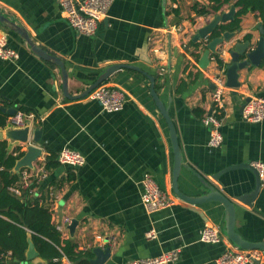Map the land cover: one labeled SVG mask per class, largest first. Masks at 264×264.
I'll return each instance as SVG.
<instances>
[{
	"label": "crops",
	"instance_id": "0c3cea01",
	"mask_svg": "<svg viewBox=\"0 0 264 264\" xmlns=\"http://www.w3.org/2000/svg\"><path fill=\"white\" fill-rule=\"evenodd\" d=\"M195 1L208 2L112 0L96 33L87 36L70 26L57 0H0L4 15L22 25L37 45L64 61L72 95L84 91L110 65L124 63L141 69L123 67L110 73L103 83L122 90L126 101L120 110L107 112L90 93L66 98L59 66L38 57L17 33L0 23V35L19 54L16 60L0 58V105L17 110L24 107L31 132L41 130L40 140L31 141L42 148L37 164L43 161L45 165L51 152L57 157L65 146L78 150L85 158L80 166L58 163L45 169L30 195L54 203V223L64 216L78 221L74 236L70 237L68 230L65 235L78 248L90 249L93 243V247H106L105 238H113L110 256L103 264H127L130 259L152 257L178 246L180 256L170 264H214L213 259L225 247L235 246L223 232L222 203H189L173 192L174 154L169 131L150 95V80L145 73L154 77V88L168 107L177 132L182 155L178 188L193 196L206 193L207 184L212 185L234 202L235 231L248 241H264V181L248 205L237 197L254 189L250 169L234 168L217 179L212 177L228 165L264 162V119L254 122L241 117V106L248 96L264 95V67L261 63L239 70L240 86L226 90L223 97L219 125L222 142L211 146L209 128L198 112L205 114L211 109L209 75L221 69L213 61L205 68L200 66L204 49L197 47L192 38L215 14L195 16L191 9ZM231 5L224 4L217 13L228 11ZM172 8H178L179 13L175 15ZM258 23L264 26L257 11L241 16L239 28L230 31L233 36L224 41L227 49L222 60L226 65L234 44L250 40V47L256 45L260 38ZM170 26L179 29L165 33ZM154 43L165 44L169 53V73L164 77L156 70L151 50ZM190 55L198 67L189 64ZM5 126L0 128V138L6 136ZM6 142L8 151L25 149V144ZM144 173L151 174L174 198L172 205L146 213L140 183ZM205 225L218 226V242L200 240ZM151 226L156 228L157 236L149 239L145 231ZM97 234L103 240L97 239ZM262 255L247 264H264V252Z\"/></svg>",
	"mask_w": 264,
	"mask_h": 264
},
{
	"label": "built area",
	"instance_id": "2783aa9c",
	"mask_svg": "<svg viewBox=\"0 0 264 264\" xmlns=\"http://www.w3.org/2000/svg\"><path fill=\"white\" fill-rule=\"evenodd\" d=\"M57 2L60 5L63 16L78 34L93 36L97 31L99 22L105 17L112 0H57ZM178 29L179 26H170L165 29V33H175ZM210 39L211 38H208V36L200 39L199 41L201 44L199 48L205 49ZM182 45L183 47L185 46L184 43H182ZM226 49L224 43L219 44L216 47L215 52L210 53L209 61H213L217 64V59L222 60L223 53ZM151 50L158 75L163 77L166 76L169 73V53L166 45L162 43H154ZM18 56L19 54L16 49L8 45L7 38L4 35H0V58L16 60ZM188 61L191 65L198 67L197 62L191 55L188 56ZM225 66L226 64L223 62L222 67L218 66L221 69L219 73L209 75V81L214 86L210 90L212 107L202 118L209 128V144L213 147L218 146L222 142V134L219 131V125L221 120L220 116H222L223 113V97L225 91L231 89L225 84ZM89 96L92 99L97 100L100 103L102 110L107 112L120 110L126 101L125 94L122 90L104 83L95 87L90 92ZM241 117L244 120L254 122L263 120L264 95H250L247 100L245 99L241 106ZM26 119L27 115L23 111L16 110L15 113L8 116L6 123L19 127L25 125ZM36 160L33 162L34 167L23 168L20 180L15 185L9 187L15 194L20 195L23 190L26 189H28L30 193H33L36 189L35 185L44 177L46 172L44 163L39 160L40 163L37 164ZM57 161L63 165L80 166L85 163V158L78 150L65 146L58 151ZM251 164L257 169L260 180L264 181V162L257 160L253 161ZM140 183L142 186L141 202L146 213L166 208L174 203V198L160 188L159 184L151 174L144 173ZM39 201L41 203L49 204L53 218L54 203H49V199L47 202H44V199H39ZM71 219L72 218L69 216H64L61 221L57 223L53 222L63 237L66 235L68 230L67 224L70 223ZM145 236L149 239L155 238L157 236L156 228L152 226L149 227L145 231ZM220 237V229L218 226L205 225L200 231V240L205 242H218ZM96 238L103 240L104 237L97 234ZM114 242V239L111 237L105 238L104 240V243L108 246H111ZM93 244H90L88 248L91 249ZM78 249L87 250V248ZM180 252L181 247L178 246L152 257L130 259L127 264H170L179 258ZM262 254V249H239L235 246L233 248L227 246L213 259V262L214 264H247L259 260L263 256ZM9 255L10 252H6L5 256L7 258Z\"/></svg>",
	"mask_w": 264,
	"mask_h": 264
},
{
	"label": "water",
	"instance_id": "95a60500",
	"mask_svg": "<svg viewBox=\"0 0 264 264\" xmlns=\"http://www.w3.org/2000/svg\"><path fill=\"white\" fill-rule=\"evenodd\" d=\"M234 9L235 6L232 4L228 11L215 14V16L208 23L197 29L192 40L196 42L206 36L209 37V35L221 23L232 20L234 18L235 15ZM0 23L4 24L11 31L17 33L29 45L32 52L35 53L38 57L52 61L53 63L59 66L62 75V92L66 98L76 99L88 95L95 87L103 83L110 75V73H112L116 69L127 67L141 71V69L138 66L131 64L117 63L110 65L106 67L104 71L99 75V77L91 85H89V87H87L84 91H82L79 94L72 95L68 92L67 70L64 61L60 57L49 53L40 45H37L31 39L30 35L22 25L13 21L11 17H7L6 15H4L1 10H0ZM257 28L259 29L260 38L258 39L254 47H250V40H246L245 42H237L236 44L233 45L231 49H229L230 62L226 65V69H225V77H226L225 84L227 87L231 89L240 86V82L238 81V77H239L238 72L240 69L246 67L247 65L258 66L262 63V61H264V26L262 25V23H258ZM232 36H233L232 32L224 31L219 36L211 38L200 56L199 59L200 66L206 67L209 63L210 53L215 52L216 47L219 44L224 43V41H228ZM145 74L150 80V85H149L150 95L152 96L160 114L164 118L169 131V136L174 154V164L172 171L173 192L178 197L189 203L195 204V203H202L208 201H218L222 203L225 208L224 211L225 224H224L223 232L228 237L229 241L233 245H235L236 248L239 249L257 248V249H262L264 252V241H259V242L248 241L242 238L240 234H238L235 231L236 217H235L234 202L231 201L229 198H227L219 190H216L212 185L207 184L209 190L206 193L192 196V195H186L178 188L177 177L182 163V155L178 144L177 132L173 124V121L171 119V116L169 114L168 107L159 98V95L154 88V77L150 74L147 73ZM213 87H214L213 84H210V88ZM248 98L249 96L246 98V100ZM0 109L6 111L9 115L15 113V111L17 110L15 107H4V106H0ZM5 125L6 126L4 128V131L6 133V136L5 138H0V141L1 140L6 141L8 139L10 143L18 142L19 144H25V149L23 150V154L20 158L16 160L12 170L14 172H19L22 168H33L34 167L33 162L39 156L42 155V148L32 143L31 141L38 142L40 140L41 130L34 129L31 132V124L28 119L25 120L24 126L18 127L11 125L9 123H6ZM243 167L248 168L253 172L255 178V186L252 191L244 195L238 196L237 199L245 204L251 205L256 195L258 194L262 183V181L259 178L257 169L251 163L242 162V163L228 165L227 167H224L223 169L214 173L212 177L214 179H217L222 173L226 172L227 170L234 168H243ZM77 225H78V221L74 218L71 219L69 224H67V229L69 231L70 237L74 236V232ZM27 242H28V246L25 250L24 263L46 264V261L40 257L38 251L36 250L30 234L27 235ZM92 252L94 254V257L90 259V263L103 264L110 256V247L94 246L92 248Z\"/></svg>",
	"mask_w": 264,
	"mask_h": 264
},
{
	"label": "trees",
	"instance_id": "16d2710c",
	"mask_svg": "<svg viewBox=\"0 0 264 264\" xmlns=\"http://www.w3.org/2000/svg\"><path fill=\"white\" fill-rule=\"evenodd\" d=\"M207 1V3L193 2L191 9L195 16L216 14L221 11L224 4H233L237 8L234 18L226 24L219 25L208 38L219 36L226 30L233 31L239 28L241 16L248 11H257L264 24V0ZM172 12L177 15L179 9L172 8ZM200 44V41L195 42L197 47ZM217 64L222 67V60L217 59ZM191 74L188 73V76ZM0 106L6 107V105ZM18 110L27 112L24 107H19ZM203 114L201 110L198 112L200 116ZM8 116L6 111L0 109V127L6 124ZM22 154L20 147L8 151L7 142L0 141V264H25L28 234L46 264H91L90 259L94 255L92 249L80 250L73 239L62 236L52 221V211L48 203H41L38 197H31L28 189L23 190L20 195L10 190L9 187L20 180L23 168L19 172H14L12 169ZM56 158V154L51 152L46 157L45 169L58 165ZM8 251L10 255L7 258L5 254ZM64 258L67 262L63 260Z\"/></svg>",
	"mask_w": 264,
	"mask_h": 264
}]
</instances>
